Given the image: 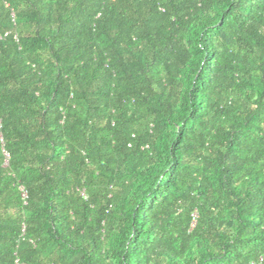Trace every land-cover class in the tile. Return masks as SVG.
<instances>
[{
	"label": "trees",
	"instance_id": "obj_1",
	"mask_svg": "<svg viewBox=\"0 0 264 264\" xmlns=\"http://www.w3.org/2000/svg\"><path fill=\"white\" fill-rule=\"evenodd\" d=\"M251 261L264 0H0V264Z\"/></svg>",
	"mask_w": 264,
	"mask_h": 264
},
{
	"label": "built area",
	"instance_id": "obj_2",
	"mask_svg": "<svg viewBox=\"0 0 264 264\" xmlns=\"http://www.w3.org/2000/svg\"><path fill=\"white\" fill-rule=\"evenodd\" d=\"M22 195H23L24 197L26 196L25 191L22 192ZM259 259H261V257H260ZM248 264H255V261H251V262H249Z\"/></svg>",
	"mask_w": 264,
	"mask_h": 264
}]
</instances>
